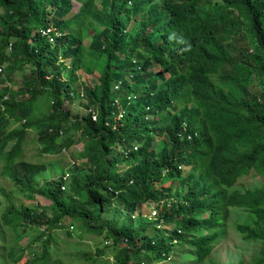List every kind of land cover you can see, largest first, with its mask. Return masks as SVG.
Masks as SVG:
<instances>
[{"label":"trees","instance_id":"obj_1","mask_svg":"<svg viewBox=\"0 0 264 264\" xmlns=\"http://www.w3.org/2000/svg\"><path fill=\"white\" fill-rule=\"evenodd\" d=\"M75 1L77 11L64 17L71 0H0V66L6 63L0 72V122L24 120L7 131L0 124V174L24 197L49 202L16 208L0 188L9 203L0 214V264L33 256L35 244L40 256L24 264H44L55 231L70 235L68 219L84 233L102 232L112 246H126L118 248L117 264H127L131 255L132 264L168 262L181 244L200 263L230 208L246 212L234 230L261 241L255 262L264 263V0H219L207 8L202 5L209 0ZM134 15L140 18L130 23ZM49 26L61 32L53 42L41 34ZM25 68L21 85L5 84L13 71ZM81 72L95 73V81L80 83ZM250 75L263 85H252ZM132 93L137 97L130 100ZM79 94L86 113L61 108ZM42 96L50 99L47 112L33 120L30 109ZM38 121V153L66 148L77 136L83 169L71 160L57 177L36 181L41 165L21 160L19 153L25 130ZM156 135L165 138L154 152ZM117 165L125 171L118 173ZM179 165L189 167L184 176L177 173ZM249 173L261 185L233 187ZM168 179L184 186L172 192L180 200H159L170 195V186L161 185ZM149 200L157 202L155 222L139 216L135 227L101 221L113 204L131 211ZM160 222H172L173 230L165 235L156 229ZM147 223L157 232L146 235ZM8 228L16 243L29 240L7 249Z\"/></svg>","mask_w":264,"mask_h":264},{"label":"rangeland","instance_id":"obj_2","mask_svg":"<svg viewBox=\"0 0 264 264\" xmlns=\"http://www.w3.org/2000/svg\"><path fill=\"white\" fill-rule=\"evenodd\" d=\"M155 1V0H153ZM71 8L70 11L64 16L68 17L75 13L79 7V2L75 0H71ZM218 4L219 0H209L203 3L202 8H207L209 4ZM98 6V4H97ZM264 8V6H263ZM49 18L54 20L56 17L53 15L52 11L49 12ZM140 16L134 15L130 18L131 22H136ZM89 39L84 38L83 44L86 45ZM5 62L1 64L0 68L6 70ZM156 69L148 67L147 70ZM24 72H28V68H25L24 71L15 70L9 75V80L5 82L6 85L15 88L18 85H21L23 82L22 74ZM96 74L93 73L91 75L85 74L81 72L79 76V82L87 85H91L95 81ZM140 80L135 79L134 83H140ZM250 82L252 85H259L262 86L263 82L261 78H257L255 75H250ZM3 83H0V85ZM74 86L78 85L76 81ZM1 87V86H0ZM113 88V87H112ZM135 98L137 97L134 94ZM48 98V97H47ZM47 101L43 100V96L40 97L37 102L33 103V107L30 109V118L36 120L41 118L44 113L47 112V106L50 103V99H46ZM85 100L83 96L80 94L78 98L71 102L70 104L63 103L61 108L68 109L71 114L82 115L86 113V108H84ZM0 115H1V106H0ZM24 120L21 119L20 123ZM3 123L2 128L7 131L13 127H17L20 125L17 121L6 120L5 118H1L0 124ZM42 125H40V121H38L34 126L27 128L25 130V135L22 141L21 151L19 153V158L23 161L35 163L40 167V171L34 175V178L38 183L41 181L52 179L60 175L62 169H66L71 167V160L77 162V166L83 169V165L85 160H81L77 157V152L81 148V143L77 141V136H73V142L70 146L66 148H61L59 151H56L52 154H39V147L41 143L38 141L37 135L40 133L39 129ZM65 135L59 139L57 142H61ZM165 138L163 135H156V140L154 141V152L163 145L162 139ZM12 140L8 141L4 146L3 150H6ZM72 158V159H71ZM1 166V164H0ZM118 173L125 171L126 168L122 167V165H117L116 167ZM178 174L184 176L189 167H185L183 165L177 166ZM262 179L257 175H252L249 173L248 175L240 177L233 187L239 190L245 189H252L253 187H257L261 185ZM162 187H169L170 186V195L167 198H160L159 200H163L164 202H170L172 200H180L175 198L172 194L173 191L180 190L182 191L183 185H177L175 180L168 179L167 182L161 183ZM0 188H3L5 192H7L10 201L14 205V207L23 208L27 204L35 205L36 202L41 205H46L48 200L43 199L37 195L29 196L31 198L24 197L21 193L18 192L14 183L5 177L4 175L0 174ZM28 193H25L27 195ZM157 202L146 201L142 203L140 206L133 208L131 211L124 208L121 204H113L110 206V209L107 210L106 214L102 217V222H110L116 226L125 225V226H136V218L138 216L142 219V221H156L158 220V216L156 213V209L154 208ZM8 200L4 198L3 194L0 192V214L5 211L6 206L8 205ZM160 204V202H159ZM155 212V213H154ZM127 214V216H125ZM126 217V218H125ZM246 212L241 209L230 208L227 219L225 221L224 226L220 229L218 237L216 239L215 245L212 247L210 253L204 258V260L200 263L195 262L193 260V256L191 254L190 247L181 244L179 247L176 248V252L172 253L171 259L167 262L166 259L154 261L152 264H257L256 258L260 255L261 250V241L260 240H250L244 239L241 237L239 233L234 230L233 225L236 222H244L246 220ZM69 219L65 222V225L68 226V231L70 235H65L62 229L55 231V238L53 243L49 248V252L47 253L46 257L44 258V264H117L115 262L116 254H119L120 249H126V246H122V244L117 243L116 245L112 246L110 243V238L104 240L102 232L100 234L94 233H87L83 232L82 227L76 221H70ZM1 223V219H0ZM147 223L144 227V233L146 235H152L155 232V228L152 224ZM70 225V226H69ZM173 223H162L160 222L156 225V229L160 231H164L165 235L170 233L173 230ZM198 233H203V230L198 229ZM125 242V238H122ZM14 232L8 228L7 232L5 233V240L7 245V249L10 246H14L17 244L21 246V244H25L29 240V236L21 239L19 241L20 244L16 243ZM2 240L0 242V248L2 246ZM123 243V242H121ZM124 248H122V247ZM131 248V247H130ZM130 248H128L130 250ZM101 250L100 254H97V251ZM32 251L36 252L33 256L23 255L21 258L18 259L17 262L11 263L6 262L5 264H24V260L31 259L32 257H39L40 256V246L35 244L32 246ZM7 252V251H6ZM12 252H14L12 250ZM85 255H90L93 257L92 259H88ZM31 257V258H30ZM134 259L132 255L129 257L127 264H132ZM32 264V263H30ZM119 264V263H118ZM264 264V263H262Z\"/></svg>","mask_w":264,"mask_h":264},{"label":"built area","instance_id":"obj_3","mask_svg":"<svg viewBox=\"0 0 264 264\" xmlns=\"http://www.w3.org/2000/svg\"><path fill=\"white\" fill-rule=\"evenodd\" d=\"M41 34L46 35L47 38H48V41H49V42H53V41H54V37H56V36H60V35H61V32H59L54 26H49V27H46L45 29H43V30L41 31ZM9 47H10V43L7 44V49H9ZM0 72H1V68H0ZM118 86H119V83H115V84L113 85V88H116V87H118ZM129 99H135L134 94H131ZM87 112L91 113V117H92V119L94 120L95 117H94V115L92 114V112H91L90 110H87ZM66 177H67V174L64 173V174L62 175V179H65ZM62 188H63V186H61V189H62ZM154 213H155V212H154Z\"/></svg>","mask_w":264,"mask_h":264},{"label":"clouds","instance_id":"obj_4","mask_svg":"<svg viewBox=\"0 0 264 264\" xmlns=\"http://www.w3.org/2000/svg\"><path fill=\"white\" fill-rule=\"evenodd\" d=\"M117 83H119V85L121 84V81H118ZM114 85V84H113ZM113 87V86H112ZM133 94V93H132ZM129 98H130V96H129ZM130 100H133V99H130Z\"/></svg>","mask_w":264,"mask_h":264}]
</instances>
